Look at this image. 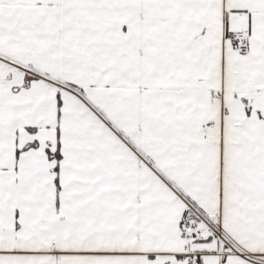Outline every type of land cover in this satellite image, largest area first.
<instances>
[{"label": "crops", "instance_id": "0c3cea01", "mask_svg": "<svg viewBox=\"0 0 264 264\" xmlns=\"http://www.w3.org/2000/svg\"><path fill=\"white\" fill-rule=\"evenodd\" d=\"M193 252L264 257V0H0V264Z\"/></svg>", "mask_w": 264, "mask_h": 264}, {"label": "built area", "instance_id": "2783aa9c", "mask_svg": "<svg viewBox=\"0 0 264 264\" xmlns=\"http://www.w3.org/2000/svg\"><path fill=\"white\" fill-rule=\"evenodd\" d=\"M232 45L237 48L241 54H246L249 50L250 36L247 31L239 30L234 31L229 35ZM186 210L189 211V215L182 221L181 230L179 233L180 238L185 242L199 239L205 229L210 231V234L215 236L217 239L226 241V236L212 216L207 214L197 203L193 200H186ZM191 215V216H190ZM244 258L251 262H258L264 264V257L259 258L254 254H247L245 252H237ZM200 257L197 252L191 253L185 264H199Z\"/></svg>", "mask_w": 264, "mask_h": 264}, {"label": "rangeland", "instance_id": "374dc122", "mask_svg": "<svg viewBox=\"0 0 264 264\" xmlns=\"http://www.w3.org/2000/svg\"><path fill=\"white\" fill-rule=\"evenodd\" d=\"M166 182H167V184L170 186V187H172L176 192H177V194L179 195V197H181L183 200H184V202H185V204H186V200H193L192 198H191V196H188L187 194H185L177 185H176V183H175V181H170V180H166ZM194 201V200H193ZM195 202V201H194ZM196 203V202H195ZM187 209V208H186ZM189 213V211L187 210L186 211V213L184 214V216H183V219H182V221L185 219V218H187L188 217V214ZM191 216V215H190ZM182 224V223H181ZM227 239V238H226ZM259 258H260V256L259 255H257ZM256 256V257H257ZM187 258H188V256H186L185 257V259H184V261L182 262V264H185L186 263V260H187Z\"/></svg>", "mask_w": 264, "mask_h": 264}]
</instances>
